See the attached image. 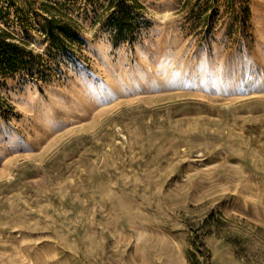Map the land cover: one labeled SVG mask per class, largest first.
Returning a JSON list of instances; mask_svg holds the SVG:
<instances>
[{
	"label": "rangeland",
	"instance_id": "obj_1",
	"mask_svg": "<svg viewBox=\"0 0 264 264\" xmlns=\"http://www.w3.org/2000/svg\"><path fill=\"white\" fill-rule=\"evenodd\" d=\"M0 0V264H264V0ZM78 39L48 48L46 8Z\"/></svg>",
	"mask_w": 264,
	"mask_h": 264
},
{
	"label": "trees",
	"instance_id": "obj_2",
	"mask_svg": "<svg viewBox=\"0 0 264 264\" xmlns=\"http://www.w3.org/2000/svg\"><path fill=\"white\" fill-rule=\"evenodd\" d=\"M142 7L138 0H107L97 19L111 32L113 44L130 41L134 38L138 24L135 9ZM44 29L48 36V48L64 49L66 43L78 39L74 20L52 4L46 8ZM23 40H18L7 30L0 28V73L14 72L24 69L31 73L33 54L24 48ZM1 108V104H0Z\"/></svg>",
	"mask_w": 264,
	"mask_h": 264
}]
</instances>
